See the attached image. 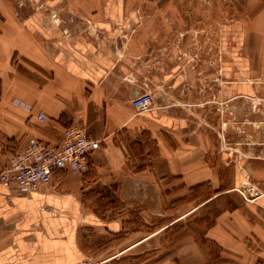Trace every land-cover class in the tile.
I'll return each instance as SVG.
<instances>
[{"label":"crops","instance_id":"crops-1","mask_svg":"<svg viewBox=\"0 0 264 264\" xmlns=\"http://www.w3.org/2000/svg\"><path fill=\"white\" fill-rule=\"evenodd\" d=\"M1 12L0 172L29 136L59 144L72 124L102 147L92 154L87 173L59 170L38 192L21 193L0 181V264H85L86 240L95 232L108 239L106 262L114 261L213 201L226 202L203 235L216 247V258L187 237L176 252L179 263L264 264V182L254 201L237 195V164L244 157L214 145L221 140L202 119L209 109H237L242 98L264 105V7L244 22L242 35L234 26L232 55L223 60L216 83L207 80L199 89L172 57L146 55L144 39L128 40L116 70L99 75L70 66L27 25ZM122 14L125 21L128 14ZM125 28H133L128 19ZM146 91L153 94V107L140 113L131 101ZM42 112L46 119L39 121ZM202 187L210 188L211 197L197 206L184 203L192 206L189 211L177 210V199Z\"/></svg>","mask_w":264,"mask_h":264},{"label":"rangeland","instance_id":"rangeland-1","mask_svg":"<svg viewBox=\"0 0 264 264\" xmlns=\"http://www.w3.org/2000/svg\"><path fill=\"white\" fill-rule=\"evenodd\" d=\"M91 2L89 6V1L83 5L79 0H0V27L6 21L1 10L9 11L12 16L5 15L8 21L12 22L11 17H14L27 25L36 39L48 45L61 60L69 61L72 67L80 65L99 71V75L116 70L123 46L128 40L144 39L148 42L146 55L172 57L182 71L188 72V82L194 88L199 84V89L201 83L207 80L209 86L216 83L215 78L221 71L223 60L227 55H232L230 39L234 26L242 35L244 22L264 7V0ZM124 11L128 14L125 21L122 20ZM127 19L133 27L129 31L125 28ZM211 101H214L212 105H216L215 97ZM255 114L257 123L254 120L250 122ZM202 119L208 132L221 140L214 145L220 149L235 150L244 157L237 164L241 172V189L236 193L243 199L256 200L263 193L258 183L264 182L263 175L252 172H264V160L253 157L264 155L263 103L255 105V101L242 98L237 109L233 110L232 106L227 105L223 111L209 109L203 113ZM223 136L226 141L222 140ZM211 194L209 187L198 188L186 199H177L175 207L180 211H189ZM184 203H191L192 206L184 207ZM225 204L213 201L163 232L159 238L151 240L139 251L119 256L114 261L106 262L110 257L104 247L108 239L95 232L91 239L86 240L85 264H163L168 261L180 264L176 252L187 237H194L215 259L218 251L205 241L203 235Z\"/></svg>","mask_w":264,"mask_h":264},{"label":"built area","instance_id":"built-area-1","mask_svg":"<svg viewBox=\"0 0 264 264\" xmlns=\"http://www.w3.org/2000/svg\"><path fill=\"white\" fill-rule=\"evenodd\" d=\"M131 104L140 113L148 112L153 107V94L150 91L138 94ZM37 119L44 121L46 115L42 112ZM101 147V140L89 138L86 130L76 124L63 129L59 144L29 136L26 146L16 151L0 172V181L21 193L38 192L42 186L51 184L59 170L77 175L87 173L92 154Z\"/></svg>","mask_w":264,"mask_h":264}]
</instances>
